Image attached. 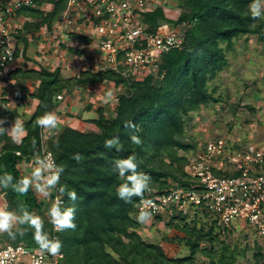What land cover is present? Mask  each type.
I'll return each instance as SVG.
<instances>
[{
	"label": "trees",
	"instance_id": "trees-1",
	"mask_svg": "<svg viewBox=\"0 0 264 264\" xmlns=\"http://www.w3.org/2000/svg\"><path fill=\"white\" fill-rule=\"evenodd\" d=\"M34 2V6L16 11V14L29 18L15 34L16 52L21 44L25 52L29 33L43 28L51 30L66 6V0ZM43 2L52 3V9L44 11L38 8ZM252 2L185 0L180 4L182 11L174 21L165 17L161 7L141 14V20L150 32L161 22L189 24L181 47L163 55L159 67V74H163V77L158 86L151 75L142 80H133L111 70L82 71L66 79L61 77L58 68L51 70L41 66L38 70L15 69L6 75L8 79L30 78L39 81V85L27 95L28 98L37 99L38 104L29 119L22 121L26 133L20 142H15L7 132L0 135V166L13 176V182L23 177L19 165L40 154V127L36 121L46 111L55 110L57 94L74 86L104 81L123 88L117 94L113 116H106L103 108H97V119L90 120L97 131L63 125L56 134L59 144L53 142L56 137L47 142L56 163L64 166L61 184L75 189L78 197L74 221L77 227L58 233L65 264H194L198 253L210 257V264H234L236 255L244 256L246 249L231 250L227 256L225 250L228 247L223 245L219 251L221 257L216 262L213 257L219 252L213 249V245L222 241V233L231 232V228H221L215 223L205 224L197 219L188 222L181 215L166 219V225L176 232L185 233L186 236L179 239L188 247L187 255L170 258L158 243L144 241L137 232L141 225L136 219L139 198L134 197L133 203H125L117 197L116 189L123 181L114 171V162L135 153L138 170L151 176L152 188L157 193L176 185L188 186L185 180L187 157L179 151L186 153L194 148L178 140L184 132L183 117L201 105L219 101L208 92L207 81L226 66L225 52L233 48L234 39L252 34L263 39L264 18H252ZM15 118L19 120L20 117L15 114ZM130 120L140 129V145L130 140L132 130L125 127ZM113 136H119L122 151L104 147L105 140ZM33 140L36 141L35 145ZM76 154L81 157L79 161L73 158ZM168 179L172 181L168 182ZM0 192L5 194L8 207L15 208L18 203H23L33 213L44 209L43 202L32 189L24 196L11 188L0 189ZM61 195L65 205L73 203L66 194ZM156 220L161 221L160 217H156ZM45 227L52 232L48 217ZM250 233L253 236L254 259L256 262L262 261L264 254L252 228ZM20 240L37 247L30 230ZM202 243H208L210 248L203 247Z\"/></svg>",
	"mask_w": 264,
	"mask_h": 264
},
{
	"label": "built area",
	"instance_id": "built-area-1",
	"mask_svg": "<svg viewBox=\"0 0 264 264\" xmlns=\"http://www.w3.org/2000/svg\"><path fill=\"white\" fill-rule=\"evenodd\" d=\"M34 1L0 0V79L5 78L16 57L15 34L24 20L16 11L34 6ZM160 1L66 0L65 9L52 29L41 33L51 43L72 35L90 39L86 53L70 56L69 67L76 75L82 71L111 70L133 80L149 75L161 79L159 67L163 55L181 47L189 24L161 22L154 31H148L141 14L161 7ZM64 93L63 90L57 94L55 102L62 101ZM47 134L46 129L40 128L39 156L51 153L55 160L47 144ZM34 157L21 166L31 169ZM185 173L187 187L176 185L161 193L152 188L151 193L145 194L153 202L152 217L165 220L181 215L188 222L197 219L221 228L242 222L255 231L264 254V138L207 140L201 149L187 156ZM32 190L47 208L57 199L64 201L58 191L45 196ZM143 207L139 199L137 211ZM51 233L58 237L53 225ZM63 259L62 251L56 255L41 254L38 247L22 242H0V264H64L59 261Z\"/></svg>",
	"mask_w": 264,
	"mask_h": 264
},
{
	"label": "rangeland",
	"instance_id": "rangeland-1",
	"mask_svg": "<svg viewBox=\"0 0 264 264\" xmlns=\"http://www.w3.org/2000/svg\"><path fill=\"white\" fill-rule=\"evenodd\" d=\"M184 1L161 0V8L165 9L164 15L169 16L165 15V17L168 20H176L182 11L180 4H183ZM44 11L49 10L45 9ZM262 31L263 39L258 38L256 34L242 35L234 39L233 48L225 52L226 66L207 81L208 92L219 101L201 105L183 117L184 132L182 136L178 137V140L189 144L194 149L186 153L180 150V154H185L187 157L193 151L201 149L207 140L218 137L244 141H261L264 138V27ZM39 40L42 43L46 42L42 38ZM34 41L36 42L35 39ZM222 45L224 46V44ZM49 50L51 53V49ZM2 79L7 82V85L0 86V118L5 120L4 126L9 129L7 134L13 139V136H17V134L12 131L11 126L15 121L21 122L15 118V114L21 116L18 113V108L25 104L24 101L28 99L29 91L23 86L24 80L22 79H17L12 83H8L9 79L6 76ZM160 83L161 79L155 78L154 84L158 86ZM122 89L119 87L116 93H120ZM106 108L108 113L112 112L109 107ZM107 116L111 117L110 114ZM61 126L63 124L58 123L57 133L61 130ZM92 131L97 130L92 127ZM46 138L48 142L49 134ZM19 169L23 175L30 172V169L25 166H20ZM171 181L168 179V182ZM3 206H7V203L5 194L0 192V207ZM43 208L34 214L46 220L47 208L45 205ZM166 222V219L158 221L151 217L149 221L140 225L137 232L144 241L158 243L167 257L187 255L189 249L185 242L179 239L185 237V233L168 228ZM233 225L230 227L231 232L222 233V241L216 242L213 249L219 252L223 245H227L228 248L225 250L227 256L231 254V250L246 249L244 256L236 255L234 264H264V260L256 262L254 259V244L251 239L253 236L250 233V228L242 222H234ZM20 238L13 241L6 234H0V242L23 243ZM202 246L210 248L208 243H202ZM219 254L220 252L213 257L216 262L221 257ZM210 260V257L198 253L195 255L194 264H210ZM59 261L65 264V259Z\"/></svg>",
	"mask_w": 264,
	"mask_h": 264
},
{
	"label": "clouds",
	"instance_id": "clouds-1",
	"mask_svg": "<svg viewBox=\"0 0 264 264\" xmlns=\"http://www.w3.org/2000/svg\"><path fill=\"white\" fill-rule=\"evenodd\" d=\"M250 13L253 19L264 18V0H253L250 5ZM112 92L108 91L105 95V102L111 98ZM5 120L0 118V135L9 131L4 126ZM37 126L48 131L49 137H56L54 144H59L58 136V116L55 112L46 111L36 121ZM131 129L129 133L130 140L135 145L142 143L139 127L131 120L125 125ZM15 134L23 130V124L15 121L11 126ZM13 139L19 143V138L14 135ZM35 145L36 141H32ZM104 147L107 149H115L122 151L123 145L119 136H113L105 140ZM79 161V154L73 157ZM64 166L57 164L51 153L43 157L37 155L33 158V167L30 172L13 182V176L0 166V189L11 188L13 192L20 196L26 195L30 189H35L45 196H50L55 190L61 194H66L68 200L72 204L65 205L62 199L55 200L47 210L48 222L51 223L56 232H62L66 229H75L77 227L75 221L76 205L78 199L75 189H69L61 184V176L64 173ZM114 171L123 181L116 189V195L125 203H133V198H139L143 201L144 207L139 210L136 217L141 224L149 221L152 217L151 207L153 202L146 199L145 194L152 191V178L149 174L138 170V161L135 153L128 155L126 158L118 159L114 162ZM32 231L33 239L41 254L56 255L61 251L62 241L59 237H54L52 233L46 229L45 220L31 212L27 205L18 203L15 208L3 206L0 207V234H6L10 240L15 241L18 237H23L26 231Z\"/></svg>",
	"mask_w": 264,
	"mask_h": 264
},
{
	"label": "crops",
	"instance_id": "crops-1",
	"mask_svg": "<svg viewBox=\"0 0 264 264\" xmlns=\"http://www.w3.org/2000/svg\"><path fill=\"white\" fill-rule=\"evenodd\" d=\"M52 6V3L50 2H43L39 8L42 10H51ZM163 11H165V9ZM165 15L167 16V14ZM25 18L26 20H29L27 17H24L19 28H21L26 21ZM45 29L46 28H43L40 31L31 32L27 35L28 43L25 52L23 53L22 51L23 46H18V51L15 52V60L9 66L6 75L15 69L38 70L39 67L42 66L50 68L51 70L58 68L62 78L68 79L77 76L76 72L69 67L71 60L69 55H81L86 53L88 51L90 39L86 36L78 38L77 36L79 35L63 36L62 39L56 40V43L59 42V45H57L55 42L51 43L50 41L47 42L45 40V36L43 37L44 34L41 33L45 31ZM39 38H42V40L46 42H40ZM86 40L87 43H85ZM49 49H51V53H49ZM15 81L16 79L11 78L8 80V83ZM2 85H7V82L0 79V86ZM38 85L39 81L37 79L28 78L23 81V86L29 92H32ZM118 88L119 87L115 86L113 82L104 81L100 84H85L74 86L70 90L65 89L64 92L66 93H64L63 100L55 103L56 108L52 112L56 113L60 124L80 130L89 129L88 131H90L92 130V127H95L90 120L97 119V108H103L106 116L107 114H110L111 116L114 115V110L117 104L116 91ZM108 91L112 92V96L108 102H105L104 98ZM24 102L25 104H22L21 107L18 108V113L21 114L19 119L21 122L29 119L31 113L36 109L38 104V100L35 98H28ZM106 107H109L112 112L108 113ZM25 133L26 132L23 129L17 134L19 140H21ZM20 166L21 164L19 167Z\"/></svg>",
	"mask_w": 264,
	"mask_h": 264
}]
</instances>
